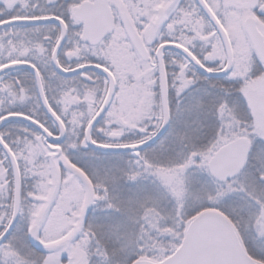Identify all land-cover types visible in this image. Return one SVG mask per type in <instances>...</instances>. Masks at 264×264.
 <instances>
[{
    "label": "snow or ice",
    "instance_id": "6c2138e0",
    "mask_svg": "<svg viewBox=\"0 0 264 264\" xmlns=\"http://www.w3.org/2000/svg\"><path fill=\"white\" fill-rule=\"evenodd\" d=\"M0 264H264V0H0Z\"/></svg>",
    "mask_w": 264,
    "mask_h": 264
}]
</instances>
